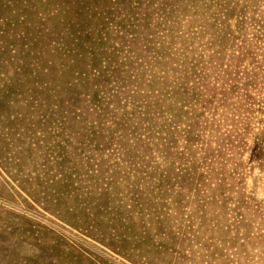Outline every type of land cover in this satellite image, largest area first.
<instances>
[{
    "label": "rangeland",
    "instance_id": "rangeland-1",
    "mask_svg": "<svg viewBox=\"0 0 264 264\" xmlns=\"http://www.w3.org/2000/svg\"><path fill=\"white\" fill-rule=\"evenodd\" d=\"M0 264H264V0H0Z\"/></svg>",
    "mask_w": 264,
    "mask_h": 264
}]
</instances>
